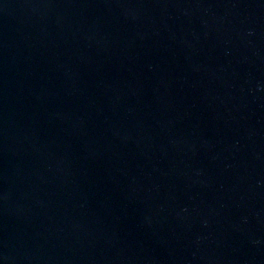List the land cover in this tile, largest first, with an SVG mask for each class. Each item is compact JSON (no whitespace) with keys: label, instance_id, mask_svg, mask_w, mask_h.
I'll return each instance as SVG.
<instances>
[{"label":"water","instance_id":"water-1","mask_svg":"<svg viewBox=\"0 0 264 264\" xmlns=\"http://www.w3.org/2000/svg\"><path fill=\"white\" fill-rule=\"evenodd\" d=\"M0 264H264V0H0Z\"/></svg>","mask_w":264,"mask_h":264}]
</instances>
